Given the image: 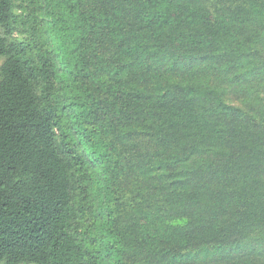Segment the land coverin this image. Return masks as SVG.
Here are the masks:
<instances>
[{
    "label": "trees",
    "instance_id": "16d2710c",
    "mask_svg": "<svg viewBox=\"0 0 264 264\" xmlns=\"http://www.w3.org/2000/svg\"><path fill=\"white\" fill-rule=\"evenodd\" d=\"M0 59V264H264V0H0Z\"/></svg>",
    "mask_w": 264,
    "mask_h": 264
},
{
    "label": "rangeland",
    "instance_id": "374dc122",
    "mask_svg": "<svg viewBox=\"0 0 264 264\" xmlns=\"http://www.w3.org/2000/svg\"><path fill=\"white\" fill-rule=\"evenodd\" d=\"M3 62V59H0V65ZM243 90L239 91L238 87L226 88L223 92L224 99L236 106L243 107L246 110H249L255 114L264 113V78L262 79H253L250 83V86L243 84ZM223 90V89H221ZM264 235V231L260 232L259 229L253 230L249 236L250 239L261 237ZM263 245L260 247L261 250L264 249V238ZM190 264H206L202 262H193ZM211 264V263H209Z\"/></svg>",
    "mask_w": 264,
    "mask_h": 264
}]
</instances>
